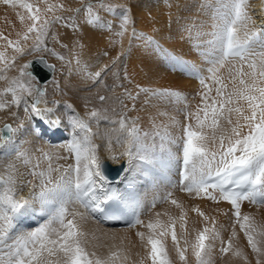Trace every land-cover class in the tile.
Returning <instances> with one entry per match:
<instances>
[{
  "label": "snow or ice",
  "instance_id": "snow-or-ice-1",
  "mask_svg": "<svg viewBox=\"0 0 264 264\" xmlns=\"http://www.w3.org/2000/svg\"><path fill=\"white\" fill-rule=\"evenodd\" d=\"M3 3L24 10L17 13L24 31L17 33L16 40L0 34V40L6 41L4 50H0V80L8 81L7 86L0 90V109L8 106L2 99L5 95L11 94V103L19 106L20 94L26 93L33 97L30 105L32 118H39L52 127L59 128V117L45 120V114H50L52 109L38 107L45 91L40 86L39 78L28 70L33 62L20 66L17 77L9 79L6 73L16 61L15 55H7V48H12L14 53L22 56L25 47L21 41L26 42L31 38L32 51H40L42 48L49 51L45 46L49 28L63 17H49L48 14L62 9L63 5L50 3L49 0H39V3L32 0H3ZM40 3L45 6L41 8ZM248 6V0H215L214 3L206 2L201 5L202 8L211 9L212 19L211 31L203 34L211 38L194 44V47L204 49L201 52L207 64L204 69L181 61L161 49L173 64L187 71L200 86L197 92L200 103L194 111L185 112L186 123L182 125L180 136H173L165 127L163 132L157 130L154 133L153 139L158 137L159 145L153 143L148 147L142 143L136 120L130 118L125 111L118 112L114 107L111 109L113 115H109L107 108H93L88 113V120L78 114L68 118L70 139L61 147L74 158V164H69L61 171V166L53 167L52 160L67 157L41 152V157L37 158L29 174L38 180V184L28 180L22 183V187L30 185L32 189L38 188V191L33 190L27 198L22 196L18 199L17 181L12 174L15 167L12 164L7 166L8 174L0 177V264H124L129 257L122 255L119 249H110L106 255L95 250L101 245L92 244L90 234L82 227L88 213H100L103 221H123L131 228L137 225L146 228L147 231L136 233L146 249V256L139 264H145V260L150 261V264H175L166 243L169 236L180 264H189V250L195 264H211L212 244L209 241L221 239L220 232L215 227L216 221L212 220L211 227L206 224L202 230H194L195 236L190 238L187 213L178 201L171 199L172 193L168 192L163 198H154L151 208H155L158 202H170L181 209L179 217H173L167 212H157L155 219H149L145 224L140 219L144 208L141 198L134 193L120 192L108 186L110 180L98 155V145L93 141L98 133L93 132L89 121H95L97 128L101 121L109 125L104 133L105 150L113 161L127 157L131 162L133 157H138L144 164L151 165L152 171L158 168L165 172L175 169L180 177L178 186L181 191L193 198L230 203L235 219L231 237L226 246L221 247V253L232 250L235 257L242 258L247 264L248 257L243 251L233 249L232 239L237 236L235 228L239 225L256 257L255 264H264V228L258 227L249 215H241L242 201L264 205V28L248 30L251 22ZM100 7L110 12L115 10L114 6L102 2ZM85 13L89 24L105 26L93 12L91 3L85 5ZM130 23L125 11L119 25L120 31L115 33L121 37V43ZM107 27L111 31V25ZM192 27L195 25L189 27L190 34ZM33 33L34 37L30 35ZM201 35L197 32L196 39ZM131 36L137 37L134 29ZM147 39L149 43H155L150 37ZM124 54L122 47L120 55ZM53 55L64 60V57L54 52ZM120 55L112 61L111 67L105 65L99 71L89 74L94 83L103 84L102 76L108 72H112L115 81L128 80L126 73L121 77L118 72L113 71ZM38 63L55 71V66L47 64L43 59ZM34 80L38 82L33 83ZM115 87L124 88L117 97L122 109L127 108L124 99H137L124 84L114 83L109 90L114 91ZM136 87L138 94L143 92L166 99L174 98L176 102H185V109L188 107L187 98L180 92L141 88L139 85ZM107 99L104 95L99 96L101 102ZM24 104V110L28 112L26 99ZM175 123L173 118V125ZM13 131L15 130L11 125H5L0 130V147L4 146V141L11 140V136L5 133ZM143 136L147 137L148 133L145 132ZM114 145L123 149L119 156L114 151ZM9 151L10 149L4 155L9 154ZM17 155L25 156V164L31 163L26 154L18 152ZM41 158L48 161L47 168H40ZM124 170L127 171V167ZM53 172L59 175L54 178ZM110 203L117 207L106 208L105 205ZM34 204L38 205V209ZM75 205L85 209V212L78 211ZM193 211L208 221L209 218L198 208ZM161 215L168 219H160ZM32 216L46 219L31 230H23L22 222ZM177 221L181 229L179 237L176 232ZM92 239L97 238L92 236ZM221 243L223 245L225 242L221 240Z\"/></svg>",
  "mask_w": 264,
  "mask_h": 264
},
{
  "label": "bare ground",
  "instance_id": "bare-ground-1",
  "mask_svg": "<svg viewBox=\"0 0 264 264\" xmlns=\"http://www.w3.org/2000/svg\"><path fill=\"white\" fill-rule=\"evenodd\" d=\"M127 1H128V3L126 4L128 9L127 15L130 18L131 23L128 25V32L122 38V43L120 42L121 37L115 36V33L113 34L111 33V35L107 37L105 41H102V44L104 43L103 45H106L105 48L108 49L109 46V48L111 47L112 49H114V51L118 50V47L120 46L121 49L123 47L124 53L127 54V57L121 55L118 63L124 61L125 63L124 68L126 71H128L127 72L128 80L131 83V88H133L135 92L137 91L138 93V88L136 87L137 85H139L141 88H146L147 86L154 87L157 84H161L162 86H170L168 90L180 92L184 97L190 96L189 97L190 101H188L189 99L186 100L188 107L187 109H185V102H176L174 98H167V99L162 97L158 98V96H152L151 94L148 95L147 93L139 92V96H140L139 104H144L147 102L154 104L162 103V105L168 106V110L171 113H175L177 116H179L180 113L181 117L178 118V121L175 123V125H172V127L182 129V125L186 123L185 116L182 117V114H185L186 111H190L188 108L191 107L189 106L191 105V102L195 103L196 105L199 104L200 102V97L197 95V92L200 90V86L198 81L192 76H190L187 71H185L179 65L173 64L167 58L164 52L170 54L171 56L176 57L181 61L188 62L189 64H194L200 69H204L207 67L204 57L201 55V52H203L204 49L196 48L194 47V44L203 43V41L211 38L207 35H203L204 33H208L211 31V24H212L211 9L202 8L201 5L206 2L214 3L215 0H127ZM3 4H4L3 0H0V25L3 23L5 29H7L5 31L9 30L10 32L17 34L18 33L17 30L19 29L22 23L13 19L14 18L13 11L10 10L9 12H3L4 11L2 10V8L4 7ZM248 5L249 6L247 10L249 15L251 16V22L248 24V30L252 31V30H260L264 28V0H248ZM187 12L190 13V16L188 15V17L186 18ZM4 18H6V20L3 22L2 20ZM121 18L122 16L115 17L113 15V12H109L108 14V22L111 26H113V28L116 26V30H115L116 33L120 31V29H118L117 27H119L121 23ZM192 25H195V27L191 28V34H190L188 29ZM202 27H204V32L199 37V39H196L197 32L201 33L202 31L201 29H203ZM133 29L137 33L136 38H133L131 36ZM96 33L94 35V41H98V37H97L98 35ZM241 35H243V31L241 32ZM149 37L155 43H149L147 39ZM102 47L96 52V57H95L96 63L98 65L97 66L98 69H100V67H102L103 65H106L103 63V65L100 66V64H102L103 58H105L100 55L103 50ZM161 49L164 50V52H162ZM257 50H259L258 46H257ZM120 52H108L111 55L110 60L108 62V66L112 62V60H114L115 57L119 55ZM86 53L89 54L91 52L86 51ZM76 76L81 78L78 72ZM85 77L88 78V82L90 83L91 81L90 76L88 77L86 75ZM84 81L87 82V79ZM82 84L84 85L83 82ZM157 98L158 100H156ZM30 105L31 103L30 101H28L29 112L26 113V115H22V113L19 112L17 118H6L0 124V130L6 123H10L15 130L11 134V140L4 141L3 142L4 146L0 147V177L6 176L8 174L9 169L7 168V166L9 164L14 165L15 170L12 174L14 175L17 181L16 196L18 199L22 196L27 198L30 192L33 190L38 191V188L32 189L30 185L22 187V183L31 180L33 184H38V180L34 179L29 173L30 170L32 169V166L36 164L37 158L41 157V152L51 153L54 154V156L58 154L61 157H67L66 159L57 160L54 158L52 160L53 167L61 166V171L67 168L69 164H74L73 157H71V155L68 152H66L63 147H61V145L65 141L70 139V133H71L69 122L65 121L63 115L60 114L61 111L58 112L56 110L54 106L55 104H53L52 99H50L49 96H43L41 98V103L38 105V107L41 109L44 108L52 109V112L50 114H45V120L50 121V120H55L57 117L60 118V122H61L60 127L54 128L50 124L45 123L39 118L33 119L31 115ZM143 108L146 111L144 109L140 111V117L143 125L140 134L142 137V142L144 144V143H149L151 141L150 135L151 133H153L152 124L149 122L148 115L149 113H155L159 111V109L155 108L153 105L151 107L143 106ZM84 109L85 107L82 109V111H84ZM85 112L88 117L87 114L88 111H86V109ZM89 123L92 126L93 132L98 133V135L93 137V141L96 145H98L99 156L101 160L102 161L108 160L114 165H119L124 162L125 167H127V171L124 170L122 175L117 181L118 190L120 192H125V193H134L138 195L141 198V200H143L144 198L142 199V195L140 193V191L143 190L140 188V185L143 184V182H141L142 180L141 177L144 176V175L143 176L140 175L139 167H141V165L139 163H136L135 165L133 164L131 165V162H129L126 157H121L116 161L110 159L109 153L105 150L106 141L104 139V133L109 128V125H107L106 123H101L97 128L96 123H94L93 121H90ZM145 132L148 133L147 137L143 136ZM56 137H58L59 139H55ZM9 149H10L9 154L4 155V153ZM114 149L116 151L115 153L118 156L119 153L123 150L122 148H116L115 145H114ZM18 152L26 154L27 158L31 159V163L25 164L24 162L25 156L18 157L17 155ZM47 166H48V161L41 158L40 168L44 169L47 168ZM174 170L167 172L163 170L164 176L167 177V179L164 178V183L169 184V181L172 182L171 174L172 171ZM58 175L59 173L53 172L54 178ZM178 179H180L179 175H178ZM0 191H2V186H0ZM207 200L208 199L206 198H201V201L204 202L206 201V203ZM243 203H245V205L250 204V202L247 200L241 202V204ZM219 204L222 206L232 207L231 204L226 201H220ZM145 205L144 207H147ZM34 206L37 207L38 209V205L34 204ZM74 207H76L77 210L80 212H85V209L80 208L79 205H75ZM96 214L97 213H88L87 214L88 218L86 221L82 222V227L84 231L90 234L89 239L92 244L101 245V247L96 248L95 250L99 254L106 255L108 251L104 248V243L103 240L101 239L102 237H104L107 234H119L118 232L128 233L131 231L127 230V228H129L127 225L119 226V227L106 225L103 221H101L97 217ZM44 219H46V217H40V216L28 217L26 218L25 222L22 223V229L31 230L32 228L42 223ZM92 236H95L97 239H92ZM166 243L169 250V254L172 253L173 260L176 263L178 259L176 258V254L170 236L167 238ZM182 243L183 242H181V244ZM238 247L242 251L243 249H245L244 245L242 248L241 243L238 244ZM189 255H191L190 251H189ZM236 258L238 259V257H235L232 252V254L229 257V259H231L229 260L230 263L233 262L234 264H236L235 261Z\"/></svg>",
  "mask_w": 264,
  "mask_h": 264
},
{
  "label": "rangeland",
  "instance_id": "rangeland-1",
  "mask_svg": "<svg viewBox=\"0 0 264 264\" xmlns=\"http://www.w3.org/2000/svg\"><path fill=\"white\" fill-rule=\"evenodd\" d=\"M32 2L39 3V0H32ZM49 2L63 5L62 9H57L54 13L48 14L49 17L53 15H58L63 17L62 20L52 24L49 28V34L45 38V46L47 47V49H49V51H45L43 50V48L40 51H32L31 46L33 44V39L31 38L26 42L21 41V44L25 47V53L22 56L17 53H14L12 48L10 47L7 48V55L9 57L13 55L16 56V61L14 66L11 67L10 70L6 73L8 78L11 79L13 77L19 76L20 66L29 63L38 56H45L49 59V61L53 62L56 65V71L52 80H50L45 85H40V86L44 88L45 91L44 96H49V98L52 99L53 104H55L54 106L56 110L58 112L60 111L62 112V113L60 112V114L63 115L65 121H68L69 116L74 114H78L80 115L81 118L88 120L85 109L86 111H88L87 112L88 114L93 108L96 109L100 108L101 110L107 108L109 109L108 114L113 115L111 109L115 107L118 112L125 111L130 118L135 119L136 124L141 131L143 125L140 117V111L144 109L143 106L151 107L153 105L155 108H158L159 111L155 113H149L148 115L149 122L152 124L153 133H151L150 135L151 141L149 143H144V145L150 147L153 143H155L158 146L160 140L158 137H156L155 140L153 139L154 133L157 130L163 132L165 127H167V130L173 136H180L181 129L172 127L173 118H175V121L177 122L178 118L181 117L180 113L179 116H177L175 113H171L168 110V106L162 105V103L154 104L147 102L144 104H139L140 96L137 93V91L135 92L134 89L131 88V83L128 82L129 80L121 79L119 81H115L112 72H108L102 76L103 84L94 83L92 79L89 83L88 78L85 77L86 75L89 77L90 73L99 71L103 66H105L103 65V63L108 65L111 56L110 53L108 52L121 51V46L118 47V50L114 51V49H112L111 47L109 48L108 46L107 49L105 48L106 45H103L104 43L102 44V41H105L106 38L111 35V33L112 34L116 33L115 32L116 26L114 28L113 26H111V31L108 30L107 27L109 25L108 14L110 11L100 7L101 2L106 5L114 6L115 10L112 11L113 15L115 17L116 16L121 17L125 13V11L126 14L128 12L126 5L128 1L127 0H49ZM89 3L93 5V12L99 16L100 20L105 25L104 27L89 24L87 22L85 5ZM3 6H4L3 8L1 7L2 10H4L3 12H9L10 10L13 11V17H14L13 19L20 22L17 13L24 12V10L19 8H13L6 4L5 5L3 4ZM44 6L45 5L43 3H40L41 8H43ZM77 9H79L80 11L77 12L76 11ZM188 15L190 16L189 12L186 13V18L188 17ZM5 20L6 18H4L2 21L4 22ZM25 23H28V21H25ZM117 28L120 29V27ZM202 28H203L201 29L202 31L199 30L201 31V34H203L204 32V27ZM5 30L7 29H5L4 24L2 23L0 25V34L8 37V39L11 40H16L18 38L17 34L10 32L9 30L8 31ZM17 31L18 33H22L24 31L23 24H21V26ZM95 33L98 35L97 36L98 41H94ZM30 35L34 37L35 34L33 33ZM115 36L117 35L115 34ZM4 44H6V41L0 40V50H4ZM101 47L103 48V50L102 53L100 52L101 53L100 55L105 58H103L102 64H100V66L102 65L103 66L100 67V69H98L97 68L98 65L96 63L95 57H96V52ZM86 51L91 53L87 54ZM53 52L58 54L59 56L64 57V60L57 59V56L53 55ZM124 56L127 57V54H124ZM77 59H79V63H77ZM111 66H112V62L109 64V67ZM124 67H125V63L124 61H122L121 63H117L113 71L118 72L120 76L123 77L125 73L127 74L128 72L125 70ZM28 70L31 71V68ZM77 72L81 76V78L76 76ZM86 79L88 84L87 82L84 81ZM37 82L38 81L35 80L33 81V83H37ZM82 82L84 83V85L82 84ZM114 83L124 84V86L129 91H131L133 96H137V99L135 101L124 99V104L127 105L126 109H122L117 100V97L121 95V93L124 91V88L115 87L114 91L109 90V88L113 87ZM7 84L8 81L0 80V90L5 88ZM169 87L170 86H162L161 84H157L154 87L147 86L146 88L164 90V89H168ZM147 94L150 95L149 93ZM20 95H21V103L19 106L11 103V99H12L11 94H7L4 97H2L3 101L7 102L8 106L4 109H0V124L6 118H17L19 112H21L22 115H26V113L29 112V111L25 112L24 110L25 108L24 100L26 99L27 101H30V103H32L33 97L27 96L26 93H22ZM100 95H104L108 99L104 102H101L99 100ZM189 97L190 96H186L187 100L189 99ZM158 98L156 100H158ZM188 101H190V99ZM133 105H135L134 108ZM197 105L191 102V105H189L191 107H189L188 109L190 111H193L195 110ZM66 106H70V108ZM84 107L85 109L84 111H82ZM184 116L185 114H182V117ZM93 122L95 123V121ZM101 123H105V122L101 121ZM173 151H176V149H173ZM98 155H99V150H98ZM136 163H139L141 165V167H139L140 175L141 176L144 175L143 177L140 176L142 180H144V181L141 180V182H143L144 185L143 184L140 185V188L143 189V190L140 189L141 190L140 193L142 195V199L144 198L142 200L144 201L143 202L144 205L146 204L145 206L148 207V208L144 207L143 211H141L140 219H142L146 224L149 221V219H155V213L157 212H160L162 214L167 212L169 215L178 218L181 209L177 208L175 205L171 204L170 202H158L155 208H151V203L154 200V198L156 197L163 198L166 193L171 192L172 193L171 199H175L176 201H178L182 205L184 211L187 213L186 221H187V229L190 234V238H194L195 236L194 230L196 231L202 230L206 224L207 226L211 227L212 220L214 219L216 221L215 227L220 232L221 239H217L215 241H209V243L212 244V249L210 252L211 264H234L233 262L230 263L229 261L231 260L229 259V257L233 252L232 250H230L228 253H221L220 251L221 247L226 246L227 241L231 237V233L233 230V221L235 217L233 216L232 207L222 206L219 203L211 202L210 200H207L208 203L207 204L206 201L205 202L201 201V198H193L188 193L181 191L178 186L179 179H178L177 170L175 171L173 169L174 171H172L171 174L172 182L167 184L164 183L165 176L163 173V169L158 168L156 171H152L151 165H146L138 157H133V159L131 160V165L132 164L135 165ZM146 168L149 169L147 170ZM159 170L162 173L161 174L162 177L157 173V171ZM174 184L176 185V187H173ZM194 208H198L201 212H203L204 215L209 218L208 221H205L203 217H201L197 212L193 211ZM245 214L249 215L258 227L264 228V205H256V204H252L251 202L249 205H245V203H243L241 204V215L243 216ZM160 219L166 221L168 217L165 215H161ZM127 230L131 232L128 233L118 232L119 234H107L104 237H102L101 239L103 240L104 248L107 251H109L110 249L121 250L122 255H127L129 257V259L126 262H124V264H139L140 260L146 256V249L143 247L136 233L138 231H147V229L140 225H137L135 228L129 227L127 228ZM235 230L237 232V236L234 239H232L233 249H235L236 247L239 248L238 247L239 243H241L242 248L244 245L245 249H243V253L248 257L247 264H255L256 257L252 253L251 248L248 245L247 239L244 236V233L240 230L239 225H236ZM176 232L179 237L181 234L179 221H177ZM221 240L225 242L223 245L221 243ZM187 255L189 258V264H195L194 257L189 255V252ZM170 256H172L173 258L172 253L170 254ZM235 261L236 264H245V261L242 258H238V259L236 258ZM146 263L150 264V261L145 260V264ZM179 263L180 262L177 261L175 264H179Z\"/></svg>",
  "mask_w": 264,
  "mask_h": 264
},
{
  "label": "water",
  "instance_id": "water-1",
  "mask_svg": "<svg viewBox=\"0 0 264 264\" xmlns=\"http://www.w3.org/2000/svg\"><path fill=\"white\" fill-rule=\"evenodd\" d=\"M40 59H43L49 65H54L55 66V64L49 62L46 57H41V56L36 57V58H34L31 61V62H33L32 67H31V72H33L39 78L40 85H43V84L47 83L50 79H52L55 71L54 72L50 71L44 65L38 63V61ZM5 125H11V124L10 123H6ZM5 125L2 127L1 130H3L5 128ZM11 127L13 128L12 125H11ZM5 134L11 136L12 132L11 133H5ZM103 163L105 165V173H106V175L110 176V177H113V178H117L122 173V170L124 168V163H122L121 165H118V166H114V165L110 164L108 161H104Z\"/></svg>",
  "mask_w": 264,
  "mask_h": 264
}]
</instances>
